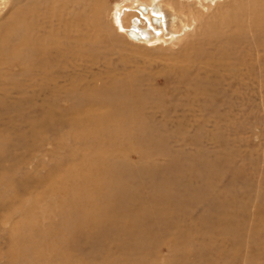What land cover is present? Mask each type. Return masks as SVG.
I'll list each match as a JSON object with an SVG mask.
<instances>
[{"label":"bare ground","instance_id":"6f19581e","mask_svg":"<svg viewBox=\"0 0 264 264\" xmlns=\"http://www.w3.org/2000/svg\"><path fill=\"white\" fill-rule=\"evenodd\" d=\"M108 2L0 0V70L7 68L4 62L8 67L20 66L17 73L35 77L33 93L28 96V92L18 88L20 93L34 101L39 95L47 96L37 105L41 114L31 120L36 128L31 132L39 136L46 128L59 125L64 129L63 135L74 139L95 158L87 162L90 182L78 190L61 193L70 206L62 209L64 221L56 235L58 240L49 248L52 252L43 251L25 264H160L156 247L165 241L172 245L164 264H188L190 255L205 258L209 264H237L236 252L246 245L247 239L251 238L259 249L264 243L257 225L252 224L249 233L244 230L240 217L246 204L234 195L229 198L230 188H219L222 173L216 161L194 154L187 161L171 157L163 167L147 164L153 155H148L149 150L161 147L167 138L161 130L169 129L167 121H151L153 112L147 111L146 104L164 113L176 104H167V94L155 85L143 89L131 80L127 83L111 77L109 84L105 80L103 86H95L92 81L77 77L82 58L91 54V60L96 62L100 41L106 44L113 37L109 24L104 23ZM222 2L227 4L229 14L224 13L228 14L225 21L221 23L219 18L220 24L216 25L205 11ZM219 14L223 16V12ZM112 21L114 30L124 32L136 46H182L183 57L176 76L186 88L187 99L179 108H193L197 101L195 105L204 113H246L254 110L249 108L254 93L264 100V0H124L114 8ZM192 30L196 31L194 38ZM195 38L196 45L192 44ZM8 47L26 50L22 55L10 56L6 53ZM71 62L74 70L68 73ZM36 78L41 80L38 85ZM4 84L0 81V93L7 87L0 96V110L22 105L19 98L8 102L15 86ZM179 89L178 85L174 93ZM63 99L70 103L63 105ZM186 110L189 114L193 109ZM216 116L213 127L228 117L222 112ZM180 119L179 127L185 126ZM208 120L199 121L197 126L209 127ZM1 128L0 209L9 210L18 198V207L26 211L30 208L29 199L24 198L22 205L20 202L22 195L30 191L29 181L11 179L5 165L7 138L2 136ZM33 136L31 140L37 143L39 140L36 142ZM57 144L63 142L58 140ZM129 151L138 152L142 159L131 161L127 157ZM22 161H10L12 171ZM236 174L233 170L231 178L235 179ZM193 204L202 205V210L191 220L193 223H184L191 217ZM197 232L204 241L194 247ZM257 259L253 255L245 258L251 264Z\"/></svg>","mask_w":264,"mask_h":264},{"label":"rangeland","instance_id":"374dc122","mask_svg":"<svg viewBox=\"0 0 264 264\" xmlns=\"http://www.w3.org/2000/svg\"><path fill=\"white\" fill-rule=\"evenodd\" d=\"M123 1L124 0H109L107 6L104 8L106 10H104V14L106 13L104 23L107 25L109 24L108 27L112 29L113 37L108 38L107 42L105 41L106 44L100 41L99 58H97L96 62L91 60V54L85 56L84 59L82 58L83 61L79 62L80 67L77 70V77L82 76L89 83L92 81V84L95 86H103L105 80H107V84H109L112 81V79L109 78L112 77L113 79L119 78L120 81H126L127 83L131 80V82L137 83L143 89L151 88L150 86L152 85L160 87L162 93L164 92L167 94L166 103L172 101L176 106H174L173 109L169 108V110H167L169 113L166 111V113H164L159 109H151L149 106L150 103L147 102V111L153 112L152 118L150 117L151 121L157 124L160 123L161 120L167 121L169 129L167 131L164 129L161 130L167 135L165 141L169 146L164 141L161 147L150 148L151 150H149L148 155H153L149 157L150 161L147 159V164L150 166L161 165V167H163L172 158L178 157L187 161V158L195 155L196 157L200 156L208 160L216 161V166L221 170L219 172L222 173L221 179L219 180V188L223 189L224 186H226L225 188H230L228 194L229 198L234 195L236 198L238 197L237 199L240 203L246 204V210L241 213L242 216L240 217L241 223L244 224V230L249 233L253 226L252 224H254V226L257 225L256 228H260L259 234L264 243L263 97L254 93L255 97L253 104L249 106V108L254 107L252 108L254 109L253 111L244 113L236 110H220L219 112L227 114L228 117L218 121L219 126H216L217 128L213 127V123L214 120L218 118L216 116L219 113L218 111H212V113L201 112V110H199V105H195L197 101L193 104V108L191 106L188 107L191 110L193 109L189 114V111L186 110L188 108L185 109L184 107V110L179 108L183 101L187 99L186 88L181 85L182 81L178 82L176 76V70L179 69L181 64L180 61H182L183 57V53L181 52L182 46L179 47L180 44H176L175 46L172 45L171 47L167 46L164 48L151 46L139 47L132 44L125 34H123L124 32H116L112 21L113 12L116 5ZM232 3H234V1ZM228 9L227 4L222 2L220 5L210 6L209 10L205 11V15L209 17L208 19L211 23L219 25V18L221 23H223L226 15L229 14ZM222 12L223 16L219 14ZM224 13L228 14L224 15ZM211 14L213 15L211 16ZM217 14L220 16L215 17ZM191 32L194 38L196 36V31L194 32V30H192ZM5 36L6 34L4 35L3 31V40ZM196 39L197 38H195V40ZM5 40L7 41V38ZM195 40L192 44L196 45L198 44V39ZM11 49L13 48H9L6 51L10 56L14 54V56H17L20 53V55H22L26 50V48H14L15 50L13 49L12 51ZM15 51H18V54L15 53ZM4 64L7 68L3 67L0 70L1 84L5 85L4 83H7L9 87L15 86V89L11 88L10 90L8 102L10 103L18 98L22 101V105H15L16 107L9 108L8 110H0V128L3 127L1 128V134L4 138H7L5 142V165L9 169V172H11V179L13 181L20 178L28 179L29 182H27L30 191L22 195L20 205L24 203V198H27L29 199L27 203H29L28 207L30 208L26 211H22L23 209L18 207V198H16L12 208L9 207L10 209L7 211L0 209V264H25L28 261L30 262V260L37 259L39 254H42L43 251H46V254L52 252L49 248L52 249V245L58 240L56 235L64 221L62 218L64 216L62 209L64 206H66V208L70 206L68 202L65 203L61 193L78 190L85 187L90 182L88 176L90 167L87 162L94 157L89 155L80 144L75 143L73 141L74 139L70 140L68 136L63 135L64 129L62 130L59 125L46 128L39 136L32 133L36 128L30 123H32L35 118H38V116L40 117L41 114L36 110L37 105L41 103L43 97L47 98V96L39 95L36 101L26 99L25 95L20 92L24 90L28 92L27 95L30 96V93H33L32 88L34 89L35 77L31 75L27 78L17 73L21 70L20 66L8 67L6 62H4ZM72 64L75 65L73 62L68 65L72 69L68 68L70 69L68 73L74 70ZM108 74L112 75L109 76ZM23 77H25L24 80L22 79ZM36 80V84L41 82V80L37 78ZM48 85L50 86V84ZM178 85L180 86L179 92L174 93V88ZM18 88L21 90H18ZM6 92L7 87L0 93V96L4 95ZM61 102L63 105H67L70 103V100L63 99ZM179 116L182 118L180 119ZM179 119L185 122V126L179 127L177 124ZM206 120L211 122H209V127L203 126L200 128L197 126L199 121ZM194 122L196 125H194ZM188 123H190L191 126H186ZM178 134L179 136H177ZM32 136L37 139H35L36 142L39 141L35 143L33 139L31 140ZM58 140H61L63 145H58ZM195 140H197V142ZM158 153L159 156L157 155ZM127 157L134 162H139L142 159L141 155L138 152L136 153V151H129ZM154 158V161L151 160ZM13 159H23V161L17 164L15 170L12 171V167L9 163L13 161ZM216 159H218V161ZM228 167L231 168L232 171H237L235 179L231 178L233 177L232 171L230 172ZM92 175L93 177L91 178H94L93 173ZM1 177L2 176H0V178ZM64 203L65 205H63ZM201 206L200 204H193L190 212L191 217L184 223H190L191 220L201 212ZM194 236L193 246L197 247L204 241V238L201 233L198 232ZM247 240L248 241L245 243L246 245H241V249L238 250L239 252H236L235 261L237 264H251L249 261L245 260L246 257L250 258L251 255L258 258L253 264H264V244L263 248L259 249L254 245L251 238ZM171 245L172 242L169 241L158 243L156 251L161 260L160 264H164L163 261L165 258L170 256ZM81 248L84 249V247ZM203 253L204 252H202V254ZM204 260L199 256L190 255L188 264H209L208 261Z\"/></svg>","mask_w":264,"mask_h":264}]
</instances>
